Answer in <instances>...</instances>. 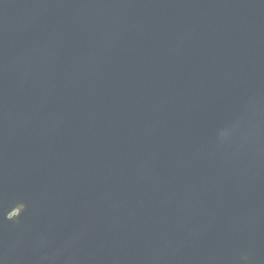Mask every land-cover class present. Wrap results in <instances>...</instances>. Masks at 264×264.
Segmentation results:
<instances>
[{"label":"water","instance_id":"1","mask_svg":"<svg viewBox=\"0 0 264 264\" xmlns=\"http://www.w3.org/2000/svg\"><path fill=\"white\" fill-rule=\"evenodd\" d=\"M0 264H264V0H0Z\"/></svg>","mask_w":264,"mask_h":264}]
</instances>
